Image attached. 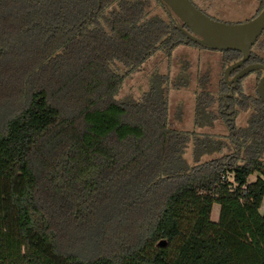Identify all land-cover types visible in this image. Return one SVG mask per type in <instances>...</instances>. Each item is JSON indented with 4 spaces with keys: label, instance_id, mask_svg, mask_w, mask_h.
<instances>
[{
    "label": "trees",
    "instance_id": "16d2710c",
    "mask_svg": "<svg viewBox=\"0 0 264 264\" xmlns=\"http://www.w3.org/2000/svg\"><path fill=\"white\" fill-rule=\"evenodd\" d=\"M152 6L0 0V111L21 90L0 113V264H264L259 95L239 100L222 79L224 140L170 125L169 92L191 82L186 60L175 79L155 70L139 98L118 99L157 54L204 49ZM221 53L227 66L241 58ZM197 85L195 128L213 126L210 73Z\"/></svg>",
    "mask_w": 264,
    "mask_h": 264
},
{
    "label": "rangeland",
    "instance_id": "374dc122",
    "mask_svg": "<svg viewBox=\"0 0 264 264\" xmlns=\"http://www.w3.org/2000/svg\"><path fill=\"white\" fill-rule=\"evenodd\" d=\"M193 2L206 12L209 16H214L215 19L225 23H241L255 17L264 7V0H193ZM166 9V10H165ZM152 14H163L168 11L167 8L159 5L153 0L151 8ZM190 50L179 49L175 53V58L168 62L163 54H158L152 57L141 71L134 73L131 77L124 81L123 87L118 95V99L125 98L128 95H133L139 98L146 90H148V75L155 70L163 74H169L175 79L181 72L184 66L183 61L190 63V85L187 88L180 90L171 89L169 92V121L172 128L182 131H193L197 133L212 135L218 139L224 140L229 135V130L222 119V95L218 91L221 89L222 79L224 78V70L227 67L223 63L225 55H198L197 50L200 48L190 47ZM207 51V50H206ZM209 51V50H208ZM254 56L262 60L264 63V33L253 48ZM210 73L211 88L210 90L215 96V103L211 111L218 118L213 126H205L195 128V107H196V90L198 89V77L204 73ZM262 73L255 72L243 78L240 82L239 100H244L243 97L257 98V87ZM231 78L229 77V80ZM21 90L14 97L10 98L6 108H2L0 113L6 111L9 113L13 108L19 105ZM227 96V94H226ZM247 103V102H246ZM225 104H227L225 102ZM249 108L240 110L236 118L238 127H246L250 116L255 112L254 108L248 104ZM193 146L189 145L186 151V158L193 164ZM229 154L225 149L221 155ZM220 155L206 156L203 160H210ZM256 177L252 176L250 180L255 181ZM220 206L215 205L211 214V219L215 222L219 220Z\"/></svg>",
    "mask_w": 264,
    "mask_h": 264
},
{
    "label": "water",
    "instance_id": "95a60500",
    "mask_svg": "<svg viewBox=\"0 0 264 264\" xmlns=\"http://www.w3.org/2000/svg\"><path fill=\"white\" fill-rule=\"evenodd\" d=\"M170 15L179 21L178 27L188 40L209 51H236L241 58L228 65L224 79L228 85L236 87L246 76L263 72L257 92L264 101V64L254 63L245 66L253 53V48L264 33V7L253 18L241 23H225L200 10L191 0H159ZM230 80L229 77L236 72ZM233 92V91H232ZM162 241L160 246H166Z\"/></svg>",
    "mask_w": 264,
    "mask_h": 264
},
{
    "label": "crops",
    "instance_id": "0c3cea01",
    "mask_svg": "<svg viewBox=\"0 0 264 264\" xmlns=\"http://www.w3.org/2000/svg\"><path fill=\"white\" fill-rule=\"evenodd\" d=\"M211 17H212V15H211ZM214 17V16H213ZM191 46H189V45H180L179 47H177L176 49H175V51L173 52V55H172V57L171 58H167V57H165V58H163V59H166L168 62H171L172 61V59H174L175 58V53H177V51L179 50V49H181V48H183V49H187V50H190L191 48H190ZM198 49V48H197ZM197 54L200 56V55H204V54H206V55H213V54H220L221 55V60H222V53L221 52H215V51H206L205 49H199V50H197ZM158 55V54H157ZM197 91V90H196ZM195 96H196V93H195Z\"/></svg>",
    "mask_w": 264,
    "mask_h": 264
},
{
    "label": "flooded vegetation",
    "instance_id": "af4514ba",
    "mask_svg": "<svg viewBox=\"0 0 264 264\" xmlns=\"http://www.w3.org/2000/svg\"><path fill=\"white\" fill-rule=\"evenodd\" d=\"M195 4V3H194ZM196 5V4H195ZM197 6V5H196ZM198 7V6H197ZM199 8V7H198ZM200 10H202L201 8H199ZM203 11V10H202ZM204 12V11H203ZM204 13H206V12H204ZM207 14V13H206ZM213 18H215V17H213ZM248 64H246L245 66H247ZM240 70H237L236 72H234L231 76H230V78H232L236 73H238ZM255 73V72H254ZM249 76V75H248ZM247 77V76H246ZM241 82V81H240ZM240 82H239V84L236 86V87H233V85H230L232 88H237V87H239L240 86ZM232 91H233V89H232ZM257 94H258V92H257Z\"/></svg>",
    "mask_w": 264,
    "mask_h": 264
}]
</instances>
